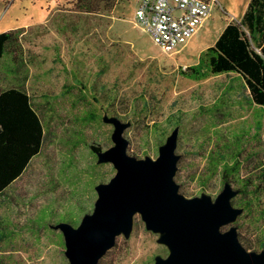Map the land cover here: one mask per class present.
<instances>
[{
  "label": "rangeland",
  "instance_id": "obj_1",
  "mask_svg": "<svg viewBox=\"0 0 264 264\" xmlns=\"http://www.w3.org/2000/svg\"><path fill=\"white\" fill-rule=\"evenodd\" d=\"M77 1L0 0V33H20L0 57V90L29 93L45 133L40 153L0 193V264H68L53 226L76 227L93 210L95 185L115 174L90 147L114 144L104 115L130 123L123 135L137 158H156L178 126L179 191L214 199L226 180L241 188L232 203L249 206L233 225L247 250H264V105L250 96L246 79L253 80L234 64L226 73L202 66L200 77L184 74L249 0H216L202 26L171 51L136 25L140 0H100L91 12ZM157 237L137 214L130 236H118L99 264H153L168 254Z\"/></svg>",
  "mask_w": 264,
  "mask_h": 264
},
{
  "label": "water",
  "instance_id": "obj_2",
  "mask_svg": "<svg viewBox=\"0 0 264 264\" xmlns=\"http://www.w3.org/2000/svg\"><path fill=\"white\" fill-rule=\"evenodd\" d=\"M103 120L113 125L114 144L96 155L99 163H111L115 174L95 185L93 210L76 227L65 221L53 226L63 234L68 264H98L118 236H130L137 214L157 234L156 242L168 249L153 264H264V250H247L239 241L233 223L244 208L232 203L239 191L230 182H224L214 199L179 191L174 179L180 157L175 152L178 126L159 145L156 158H137L127 153L123 135L130 123L108 115Z\"/></svg>",
  "mask_w": 264,
  "mask_h": 264
},
{
  "label": "trees",
  "instance_id": "obj_3",
  "mask_svg": "<svg viewBox=\"0 0 264 264\" xmlns=\"http://www.w3.org/2000/svg\"><path fill=\"white\" fill-rule=\"evenodd\" d=\"M99 1L78 0L77 7L86 12L95 11ZM19 34V29L0 33V57L8 45L17 41ZM221 53L227 61L222 62ZM232 64L253 80L246 79L253 102L264 105V0H249L240 20L228 22L217 37L214 47L209 46L202 51L199 64L189 66L190 72L184 74L200 77L202 66L212 74L226 73L233 71ZM44 136L42 121L33 107L29 93L14 87L1 89L0 193L5 192L40 153ZM90 147L94 152L101 150L94 144H90ZM237 189L242 192L241 188ZM238 205L244 209L249 206L245 203Z\"/></svg>",
  "mask_w": 264,
  "mask_h": 264
},
{
  "label": "built area",
  "instance_id": "obj_4",
  "mask_svg": "<svg viewBox=\"0 0 264 264\" xmlns=\"http://www.w3.org/2000/svg\"><path fill=\"white\" fill-rule=\"evenodd\" d=\"M216 0H140L135 23L164 51L193 35L211 15Z\"/></svg>",
  "mask_w": 264,
  "mask_h": 264
},
{
  "label": "crops",
  "instance_id": "obj_5",
  "mask_svg": "<svg viewBox=\"0 0 264 264\" xmlns=\"http://www.w3.org/2000/svg\"><path fill=\"white\" fill-rule=\"evenodd\" d=\"M224 27H225V26H224ZM224 27H223V28H224ZM223 28H222V30H223ZM222 30H221V31H222Z\"/></svg>",
  "mask_w": 264,
  "mask_h": 264
}]
</instances>
